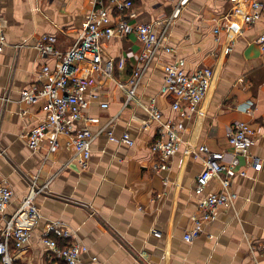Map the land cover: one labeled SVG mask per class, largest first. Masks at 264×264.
<instances>
[{"label":"crops","instance_id":"crops-1","mask_svg":"<svg viewBox=\"0 0 264 264\" xmlns=\"http://www.w3.org/2000/svg\"><path fill=\"white\" fill-rule=\"evenodd\" d=\"M133 1V9L125 15L133 25L170 19L179 4V0ZM259 1L264 5V0ZM93 7L91 0H0L7 40L0 54V184L7 182L14 192L7 216L19 209L32 181L39 186L51 181L49 190L36 200L41 222L29 243L15 253L16 264H65L43 242L53 222L75 235L70 240L53 235L60 247L75 240L89 247L80 264H92V255L100 264H264V166L257 172L242 157L238 170L229 177L222 174V180L230 179L237 199L206 219L200 204L225 189L221 179H215L197 195L196 179L205 158L188 153L206 145L230 160L228 132L244 122L257 134L251 154L264 164V53L256 42L264 34V10L253 25L245 26L242 14L234 12L243 8L232 0H188L169 26L167 43L175 53L161 54L150 64L129 103L130 79L142 43L135 33L105 40V60L124 59L126 66H115V75L109 78L90 71L88 63L80 65L77 76L88 83L85 97L97 96L85 115L95 120L90 126L94 134L114 120L116 137L128 132L135 144L97 135L90 163L83 169L73 160L68 136H59L55 153L47 141L37 150L28 146L29 132L46 115L42 102L27 104L21 93L44 80L43 66L58 67L56 58L41 55L37 42L53 36L55 49L65 53L80 39ZM113 14L116 19L118 14ZM226 17L244 29L228 53L231 39L222 34L217 40L213 32ZM178 58L185 60L189 72L199 66L215 70L213 85L194 115L187 106L183 112H172L173 99L163 92L164 62ZM102 103L109 108L103 109ZM154 107L163 114L161 120L151 115ZM170 121L184 123V141L157 170L159 158L152 144ZM243 170L247 176H240ZM199 223L201 235L186 241L185 235Z\"/></svg>","mask_w":264,"mask_h":264},{"label":"built area","instance_id":"built-area-1","mask_svg":"<svg viewBox=\"0 0 264 264\" xmlns=\"http://www.w3.org/2000/svg\"><path fill=\"white\" fill-rule=\"evenodd\" d=\"M94 4L91 15L86 21L80 39L69 50L61 53L55 49L56 38L44 36L36 48L43 57L53 56L58 60V67L53 70L50 66H43L41 74L44 80L21 93V100L27 104L43 103L45 119L35 126L28 134V146L37 150L44 141H47L50 152L55 153L60 147L59 136H68L73 146V160L86 169L92 156V143L97 135L106 134L110 141L133 146L135 141L130 133L125 132L121 137H116L115 123L111 120L106 127L94 134L90 128L94 119L85 115L86 109L91 104L90 98L85 97L88 83L77 76V70H82L80 65L88 63L90 71L112 78L115 75V66L124 68L126 61L120 59L118 63L113 60H105L103 42L114 37H124L135 33L142 43V53L139 62L134 69L127 96V103L135 97V89L140 83L146 69L161 54L172 55L175 53L167 43L169 26L181 11L188 0H179L177 9L170 19L158 20L151 23L133 25L125 20V15L134 7L133 0H91ZM240 8H234V12L242 14L245 26L253 25L260 17L264 5L259 0H232ZM110 6V7H109ZM117 13V20L113 13ZM228 19V20H226ZM219 22L213 32L219 40L222 34L231 39V46L226 52H230L237 37H241L244 29L230 18ZM257 44L264 53V34L259 36ZM7 40L2 26L0 14V54L6 50ZM163 92L172 99V112H183L187 106L190 115L198 112V109L213 85L215 70L209 67L199 66L189 72L186 70L184 59L178 58L164 62ZM103 109H108V103H102ZM156 120H161L163 114L155 107L150 110ZM82 123L76 128L77 123ZM186 127L183 122H168L161 129L162 137L152 144V150L159 158V164L155 169L163 168L181 148ZM257 134L250 125L244 122L236 123L228 132V140L233 150V157L227 160L224 152L213 151L206 145L195 146L188 149V153L194 158H205V166L196 179L195 193L201 195L207 186L215 179H221L222 174L232 173L240 168V158H246L255 171L263 169V162L251 154V148L256 144ZM240 176H247V171L240 172ZM225 189L222 193L210 194L200 207L205 211V217L214 218L215 211L223 206L231 204L237 199V194L230 190L229 178L221 179ZM51 181L39 186L37 181L31 182L30 190L23 199L19 209L11 216L8 210L14 199V192L7 182L0 184V262L1 264H16L15 253L21 251L28 243L33 230L42 219L40 208L36 202L39 194L49 190ZM202 226L199 223L196 228L185 235L186 241H192L201 235ZM55 235L63 240L74 238V232L64 228L59 222L48 224L43 242L50 249L52 256L63 260L65 264H80L82 257L90 253L88 246L76 240L70 246L60 247L59 241L53 238ZM157 237L161 235L155 233ZM92 264H100L97 256H91Z\"/></svg>","mask_w":264,"mask_h":264},{"label":"trees","instance_id":"trees-1","mask_svg":"<svg viewBox=\"0 0 264 264\" xmlns=\"http://www.w3.org/2000/svg\"><path fill=\"white\" fill-rule=\"evenodd\" d=\"M71 243L67 244L65 247L70 246ZM64 248V247H63Z\"/></svg>","mask_w":264,"mask_h":264}]
</instances>
